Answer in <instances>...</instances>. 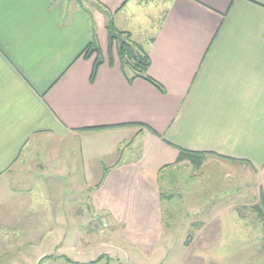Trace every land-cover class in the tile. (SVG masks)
I'll use <instances>...</instances> for the list:
<instances>
[{"label": "crops", "instance_id": "obj_1", "mask_svg": "<svg viewBox=\"0 0 264 264\" xmlns=\"http://www.w3.org/2000/svg\"><path fill=\"white\" fill-rule=\"evenodd\" d=\"M127 2L0 0V264L215 251L222 193L191 201L202 183L174 179L188 164L176 162L179 147L244 164L264 196V0H138L158 8L135 41L163 90L130 81L114 49L108 62V20L133 37L115 20ZM90 41L104 58L93 76L96 54L79 56ZM48 138L73 141L71 167L67 148L41 150L28 175L25 155ZM46 163L74 176L62 206L50 205Z\"/></svg>", "mask_w": 264, "mask_h": 264}, {"label": "rangeland", "instance_id": "obj_2", "mask_svg": "<svg viewBox=\"0 0 264 264\" xmlns=\"http://www.w3.org/2000/svg\"><path fill=\"white\" fill-rule=\"evenodd\" d=\"M137 1L138 0H128L123 8L115 15V20L117 26L131 28L133 34L132 39L138 41L143 38L142 36H145L142 27L145 28L155 22L158 16V8L152 3L147 6L139 7L138 4L140 3ZM130 9L133 10V16L125 14L126 11ZM93 20L94 23H96V19L93 18ZM64 142H68L69 146L68 144L65 145ZM72 143L73 141L68 140L59 143L54 138H48L42 141V147H32L30 155L29 153L25 155V163H30L32 166L31 170L27 171V174H35L34 171H32L36 169L35 162L41 163V160L44 158V156L39 155L41 150H45L47 153H53L54 149L59 148L61 152H64L65 148H67L65 150L66 154L62 157L67 161L66 170L67 168L69 169V167H71L69 165L70 155L75 151V145ZM129 152L131 153L132 150ZM53 157L56 158L55 155ZM62 166H64V163ZM45 167L46 171L50 170L46 178L47 191L52 196L51 200L53 201L50 202V205L54 203L52 205L53 207L62 206L61 199L68 195L69 182L71 181V176L72 178H74V176L72 173L68 172L58 173L57 176L50 164L46 163ZM172 174L175 180L200 181L202 183L200 188L190 189V191H194V193H191L189 196L191 201H195L194 198H198L203 194L213 191H220L222 193V198L219 200L222 207L221 219L217 223L220 225L221 232L217 237L218 243L215 251L209 247H206L204 252L189 251L181 253L175 251L176 249H172L173 251L167 252L165 259L160 264L171 263L175 258H177L181 264H264V226L254 208L256 203L259 202V199H257L259 196V175L256 172H253L239 162H228L221 158L206 157L200 167L194 168L188 162L186 165L177 167L172 171ZM165 178V174H162V183L165 181ZM215 182L222 184L219 185V188L214 189L211 185ZM187 190H189V188H187ZM226 192H228V194ZM256 199L257 201L250 206V202ZM251 208H253V210ZM56 223L55 220L47 221V224H51L53 228L56 226ZM95 227L94 225V228ZM98 231V229H95V236ZM47 233H49V231ZM35 238L37 241L39 240L41 246V236L36 235ZM32 248L33 245L31 243L29 247L30 252H32ZM207 250L212 252H208ZM140 254L142 257H140L138 264L153 263V255L148 259L147 254L143 252H140ZM115 256L119 257L121 263L125 255L123 252H119L115 253ZM44 258L47 259L46 257ZM90 261L82 264H89ZM46 262L47 261H42L41 264H45ZM113 262H117V260L114 259V261L110 263L114 264ZM94 264L107 263L105 261H98Z\"/></svg>", "mask_w": 264, "mask_h": 264}, {"label": "trees", "instance_id": "obj_3", "mask_svg": "<svg viewBox=\"0 0 264 264\" xmlns=\"http://www.w3.org/2000/svg\"><path fill=\"white\" fill-rule=\"evenodd\" d=\"M106 29L108 32V62H113L112 51L114 49L120 61L121 68L124 71L127 69L131 72L130 75L127 74V78L130 81L136 77H142L156 85L160 90H163L162 86L147 74V69L150 64L149 55L140 43L132 39L131 32L117 29L112 19H109L106 23ZM93 53L96 55L93 63L92 76L98 65L104 60L99 47L95 42L90 41L79 54V56L84 55L85 57H90ZM205 154V151H193L179 147L176 162L186 160L194 168H198L202 164ZM254 208L264 226V196L262 193H260L259 202L256 203ZM100 258L97 257L95 260L90 261L89 264L98 262ZM106 263L108 264V262Z\"/></svg>", "mask_w": 264, "mask_h": 264}]
</instances>
